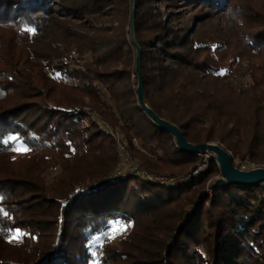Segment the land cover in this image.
<instances>
[{"label":"trees","instance_id":"16d2710c","mask_svg":"<svg viewBox=\"0 0 264 264\" xmlns=\"http://www.w3.org/2000/svg\"><path fill=\"white\" fill-rule=\"evenodd\" d=\"M131 8L0 0V264H264V183L210 185V198L212 157L175 188L109 179L120 158L106 126L140 171L203 163L138 106ZM134 13L154 113L190 144L263 166L264 0H135ZM116 223L130 225L117 245L96 243Z\"/></svg>","mask_w":264,"mask_h":264},{"label":"water","instance_id":"95a60500","mask_svg":"<svg viewBox=\"0 0 264 264\" xmlns=\"http://www.w3.org/2000/svg\"><path fill=\"white\" fill-rule=\"evenodd\" d=\"M135 0H132L129 39L135 49V72L137 75L136 96L140 109L148 119L159 129L170 133L175 140L176 146L183 152L189 154L204 155L210 153L211 157L217 162L222 178L214 181V186L229 187L233 185L252 187L264 183V168H255L247 171L235 167L231 155L227 153L220 145L201 144L195 145L188 143L178 127L170 122L159 118L148 105L144 96L143 76L141 72V49L135 37L134 20H135Z\"/></svg>","mask_w":264,"mask_h":264},{"label":"built area","instance_id":"2783aa9c","mask_svg":"<svg viewBox=\"0 0 264 264\" xmlns=\"http://www.w3.org/2000/svg\"><path fill=\"white\" fill-rule=\"evenodd\" d=\"M91 117L94 118L93 115H91ZM109 132L118 142V153L120 158V163L116 168L115 173L109 177L110 180H116L117 178H120L127 173H136L139 177L148 180L150 182L165 185L169 188H175L180 185H185L190 183L206 167L207 163L206 161H204V163L198 165L194 170H192V172L183 174L178 177H172L166 175H152L145 171H140L138 170V165L130 162L126 148L119 142V138H121V136H119L118 133H113L111 129L109 130ZM133 142L135 143V141ZM207 154L208 153L204 154L203 156L205 158H209L211 155H207Z\"/></svg>","mask_w":264,"mask_h":264},{"label":"rangeland","instance_id":"374dc122","mask_svg":"<svg viewBox=\"0 0 264 264\" xmlns=\"http://www.w3.org/2000/svg\"><path fill=\"white\" fill-rule=\"evenodd\" d=\"M56 46L58 47H62L60 44H56ZM245 81L241 80L239 82V85H242ZM105 129L109 132V130L111 129L113 131V133H118L119 136L121 135L120 131L117 129H114V128H110L109 126H106ZM110 133V132H109ZM121 138H119V142H120ZM118 143V142H117ZM133 144L137 147L136 143L133 142ZM18 148L21 149L20 151H18V154H21V152L23 151V148L21 146L18 145ZM127 150V149H126ZM119 154V153H118ZM127 154H128V157L130 159V155L127 151ZM207 155H211L210 153H208ZM203 158V163L204 161H207L208 159L211 158V156L209 158H205L203 155H199ZM213 158V157H212ZM215 160V159H214ZM130 162L131 163H134L136 164L135 162H133L131 159H130ZM216 162V161H215ZM217 164V162H216ZM138 165V163L136 164ZM200 165V164H199ZM234 165L235 167L239 166V169L241 170H244V171H247V170H250V169H255V168H264V165L261 166V167H257L255 166L254 164L250 163L249 161H244V162H241V161H237L235 160L234 161ZM218 167V165H217ZM238 168V167H237ZM219 169V168H218ZM220 171V170H219ZM115 173V171H114ZM113 173V174H114ZM55 172H53L51 175H54ZM187 174V173H186ZM162 175H166V176H171L169 174H162ZM183 174H180L178 176H181ZM178 176H172V177H178ZM218 178H222V174L221 172L216 176L214 177V179L210 180L207 182V185H206V188H205V193L211 198L212 197V190L210 188V185H213L214 181ZM214 186V185H213ZM130 228V225H126V224H122V223H116V224H112L105 232H104V235L98 239H96V243H100V240L101 238H105L107 241H109L110 243L114 244V245H117L118 241L127 233V231L129 230ZM110 235H113L114 238H111L109 239L108 237ZM16 240V239H14Z\"/></svg>","mask_w":264,"mask_h":264},{"label":"snow or ice","instance_id":"6c2138e0","mask_svg":"<svg viewBox=\"0 0 264 264\" xmlns=\"http://www.w3.org/2000/svg\"><path fill=\"white\" fill-rule=\"evenodd\" d=\"M17 151H20L21 149H16ZM23 151H27V149H23ZM0 234H4V233H0ZM20 233H17V234H15L14 236H12L11 238L12 239H16V240H19L20 239ZM109 239H111V238H114V236L113 235H110L109 237H108ZM98 239V238H97Z\"/></svg>","mask_w":264,"mask_h":264}]
</instances>
